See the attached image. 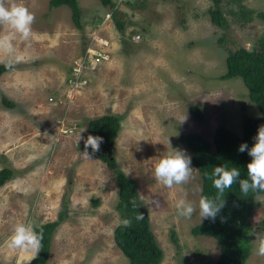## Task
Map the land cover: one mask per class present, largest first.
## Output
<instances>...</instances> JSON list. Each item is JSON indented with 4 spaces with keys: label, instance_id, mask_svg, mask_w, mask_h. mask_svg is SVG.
<instances>
[{
    "label": "rangeland",
    "instance_id": "374dc122",
    "mask_svg": "<svg viewBox=\"0 0 264 264\" xmlns=\"http://www.w3.org/2000/svg\"><path fill=\"white\" fill-rule=\"evenodd\" d=\"M123 1L117 3L124 22L120 32L98 0H77L81 33L66 5L5 0L23 4L35 20L27 40L16 34L12 50H0V62L12 66L0 75V95L15 102L6 108L0 101V168L12 170L0 186V264H27L33 257L9 247L16 224L35 226L62 212L45 264H129L112 241V230L122 221L113 172L102 160L81 155L85 120L106 113L121 116L107 151L134 183L163 252L160 264H212L217 258L213 238L190 233L202 220L198 172L190 165L188 183L167 188L155 180L154 166L169 146L190 157L179 134H202L210 141L220 124L239 135L244 118L259 116L241 79L221 75L229 50L264 51V26L254 16L264 0H242L253 11L247 23L236 3L221 0L228 23L222 29L209 21L212 0H144L133 8ZM10 34L0 25V37ZM86 47L104 50L107 59L67 95L70 63ZM191 106L200 109L202 121L192 119ZM181 198L196 207L191 218L177 214ZM262 218L264 191L255 196L254 234L264 233L255 225ZM254 234L244 264H264Z\"/></svg>",
    "mask_w": 264,
    "mask_h": 264
},
{
    "label": "trees",
    "instance_id": "16d2710c",
    "mask_svg": "<svg viewBox=\"0 0 264 264\" xmlns=\"http://www.w3.org/2000/svg\"><path fill=\"white\" fill-rule=\"evenodd\" d=\"M106 13H109L115 27L122 32L124 22L120 20V11L113 0H98ZM221 0H212L213 7L207 9L209 21L219 28L228 26L226 17L220 6ZM237 4L240 18L244 23L253 19V11L246 9L242 0H228ZM128 6H142L144 0H124ZM50 7L66 5L69 8V16L73 26L81 33L83 23L80 19V9L77 0H48ZM257 17L264 26V9L256 11ZM222 42V39H218ZM224 73L222 78L239 77L247 90V99L259 113L258 117H246L241 122L239 135L227 129L223 125H217L211 136V140L204 138L202 134L182 133L178 140L185 143L190 150L191 165L200 177L199 194L217 199V203L223 201V208L213 219H202L190 228L194 236L204 235L213 238L218 247V255L212 264H244L250 253L251 240L253 238L254 224L251 215L255 207V196L264 190H250L243 193L239 184L235 183L231 188L225 189L223 194L212 186L209 179L213 167L224 165L225 167H237L241 171V178L247 177L246 165L251 157L248 153L238 151L239 145L247 143L249 148L254 143V137L260 125H264V51L246 49L237 46L229 50L224 58ZM12 66L0 62V75L8 71ZM0 101L6 108H12L15 102L0 95ZM190 116L195 121H202L203 116L196 106L189 108ZM120 115L106 113L85 120L83 143L89 135L100 136L103 143L98 152L88 153L103 162L112 170L117 187V200L115 209L121 222L112 230L114 245L127 258L129 264H160L163 252L151 230L148 217H142L139 207L143 204L136 193L133 181L128 178L117 166L111 154L104 155V147L113 143L120 128ZM85 147V145H84ZM12 176V170L8 167L0 168V186ZM64 219L63 212L58 213L57 218L35 225V230L42 232L43 239L40 251L27 264H45L48 258L51 237L55 227ZM130 221L125 226L124 221ZM259 229H264V218L255 224Z\"/></svg>",
    "mask_w": 264,
    "mask_h": 264
},
{
    "label": "clouds",
    "instance_id": "9594fccd",
    "mask_svg": "<svg viewBox=\"0 0 264 264\" xmlns=\"http://www.w3.org/2000/svg\"><path fill=\"white\" fill-rule=\"evenodd\" d=\"M34 20V15L23 4L10 2L6 5L5 0H0V25H5L11 30L10 35L0 37V50L11 51V41L16 34L27 40L31 35V26ZM102 143V137L89 135L84 141L85 151L80 154L84 158L90 159L87 149L90 147L92 152H98ZM238 151H246L251 157L250 162L246 165L247 177L241 178V171L237 167L228 168L224 165L213 167L209 179L212 180V186L219 194H223L225 189L231 188L235 183L239 184L243 193L250 190H264V125L258 127L252 146L249 148L247 143H242L239 145ZM190 165L191 159L184 150L169 146V150L164 155L157 157L154 166L155 180L167 188L184 185L191 177L192 168ZM223 206V201L217 203V199L201 195L198 201L200 219L214 220ZM175 207L177 214L184 218H191L196 211L193 203L186 198L179 199ZM124 224L127 226L130 221L125 220ZM254 235L257 242L256 252L258 255L264 256V233L257 232ZM42 239V232L38 233L32 224L18 223L13 227L9 238V247L31 251L34 258L40 251Z\"/></svg>",
    "mask_w": 264,
    "mask_h": 264
},
{
    "label": "built area",
    "instance_id": "2783aa9c",
    "mask_svg": "<svg viewBox=\"0 0 264 264\" xmlns=\"http://www.w3.org/2000/svg\"><path fill=\"white\" fill-rule=\"evenodd\" d=\"M116 4L122 2V0H113ZM105 16L108 17L109 14L105 13ZM138 38V35H135V39ZM107 59V54L104 50L93 49L86 47L83 50L82 55L74 60L71 65L69 72L66 76V91L67 95L73 90H77L86 84L88 78L87 73L102 61ZM68 101V99H65Z\"/></svg>",
    "mask_w": 264,
    "mask_h": 264
},
{
    "label": "water",
    "instance_id": "95a60500",
    "mask_svg": "<svg viewBox=\"0 0 264 264\" xmlns=\"http://www.w3.org/2000/svg\"><path fill=\"white\" fill-rule=\"evenodd\" d=\"M110 147H111V144H107V145H105V147H104V149H103V151H104V155L107 156V155L109 154L108 151H107V149H110ZM139 212H140V215H141L142 217L147 216V212H146V210L143 209L142 207H139Z\"/></svg>",
    "mask_w": 264,
    "mask_h": 264
},
{
    "label": "crops",
    "instance_id": "0c3cea01",
    "mask_svg": "<svg viewBox=\"0 0 264 264\" xmlns=\"http://www.w3.org/2000/svg\"><path fill=\"white\" fill-rule=\"evenodd\" d=\"M103 13H105V10H104V12ZM77 59H78V57H77ZM71 64V63H70Z\"/></svg>",
    "mask_w": 264,
    "mask_h": 264
},
{
    "label": "bare ground",
    "instance_id": "6f19581e",
    "mask_svg": "<svg viewBox=\"0 0 264 264\" xmlns=\"http://www.w3.org/2000/svg\"><path fill=\"white\" fill-rule=\"evenodd\" d=\"M102 41V40H101Z\"/></svg>",
    "mask_w": 264,
    "mask_h": 264
}]
</instances>
